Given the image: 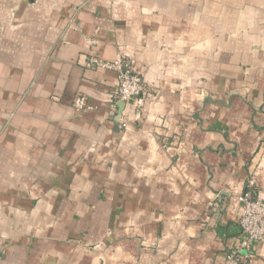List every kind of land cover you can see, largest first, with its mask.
Instances as JSON below:
<instances>
[{
	"label": "crops",
	"instance_id": "crops-1",
	"mask_svg": "<svg viewBox=\"0 0 264 264\" xmlns=\"http://www.w3.org/2000/svg\"><path fill=\"white\" fill-rule=\"evenodd\" d=\"M119 53L142 108L88 65ZM251 178L264 0H0V264H229Z\"/></svg>",
	"mask_w": 264,
	"mask_h": 264
},
{
	"label": "built area",
	"instance_id": "built-area-1",
	"mask_svg": "<svg viewBox=\"0 0 264 264\" xmlns=\"http://www.w3.org/2000/svg\"><path fill=\"white\" fill-rule=\"evenodd\" d=\"M88 65L92 68H104L114 70L118 73V84L114 91V99L130 104L135 108H142L150 94V87L145 83L143 77L137 72L133 61L119 53L114 61L93 56ZM74 107L77 111L93 109L87 103L86 97L79 96L75 99ZM127 127L126 122L121 123ZM255 179L251 178L247 187L241 192V214L239 224L241 227V238L236 246L227 254L229 264H254L255 243H264V201L255 191Z\"/></svg>",
	"mask_w": 264,
	"mask_h": 264
}]
</instances>
